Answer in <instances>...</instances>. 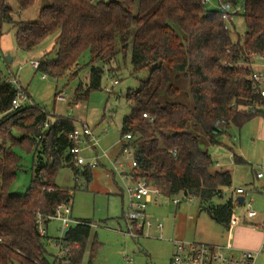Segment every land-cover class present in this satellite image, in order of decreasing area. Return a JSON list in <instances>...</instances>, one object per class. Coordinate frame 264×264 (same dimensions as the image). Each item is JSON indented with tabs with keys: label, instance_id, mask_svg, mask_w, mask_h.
Returning <instances> with one entry per match:
<instances>
[{
	"label": "trees",
	"instance_id": "obj_1",
	"mask_svg": "<svg viewBox=\"0 0 264 264\" xmlns=\"http://www.w3.org/2000/svg\"><path fill=\"white\" fill-rule=\"evenodd\" d=\"M17 1L21 8L34 2ZM237 1L223 0L233 7ZM48 2L36 21L27 22L15 21L0 0V34L3 24L10 25L18 49L24 52L55 34L51 50L55 58L48 59L46 53L36 68L54 78L77 75L78 60L88 52L87 82L76 86L75 100L100 88L103 65L114 59L118 39L120 51L124 55L129 51L133 73L149 70L138 89L126 92L131 112L120 128V138L130 135L126 146L136 162L133 181L143 178L166 198L196 199L200 211L227 229L239 206L229 193L232 178L226 170L211 171L213 160L202 145L216 144L225 128H240L262 113L264 98L249 76L254 59L264 56V0H243V13L235 15L243 18L246 31L236 40L224 29L221 14L207 10L201 0ZM7 77L0 74V264H47V237L38 234L36 219L41 217L46 226L56 206L70 202L68 191L55 185L56 174L66 166L89 180L91 171L75 167L69 154L72 121L57 118L43 128L46 113L23 106L24 90L16 89ZM185 87L191 108L175 101ZM15 98L19 107L11 104ZM33 133L39 141L32 139ZM19 146L33 150L31 181L24 196L8 190L19 168L12 149ZM234 160L242 162L235 156ZM89 234V225L69 227L62 242L67 255L59 262L80 264ZM93 254L91 248L89 256Z\"/></svg>",
	"mask_w": 264,
	"mask_h": 264
},
{
	"label": "rangeland",
	"instance_id": "obj_2",
	"mask_svg": "<svg viewBox=\"0 0 264 264\" xmlns=\"http://www.w3.org/2000/svg\"><path fill=\"white\" fill-rule=\"evenodd\" d=\"M4 2L11 9L15 21L20 19L27 22L36 21L39 10L49 4L48 0H34L29 7L21 8L17 0H4ZM242 2L243 0H238L236 5L240 15L243 13L240 7ZM207 10L216 11V8L207 7ZM228 31L232 40L243 36L246 31L243 18L239 15L233 16ZM54 38L55 34H49L33 50L24 52L17 47L14 30L10 25L3 24L0 34V74L2 77H7L10 73L18 80V87L24 90L22 105L45 112L48 118L45 122L63 117L70 119L74 126L85 123L93 131L97 142L95 148H85L89 147L88 144L84 141L80 142V147H83L81 156L84 159V165L80 169L88 167L91 178L87 180L81 173H75L73 169L65 166L58 170L54 179L56 186L67 190L70 194L68 205L71 209L70 218L92 223L80 264H169L175 252L174 241L202 244L228 242V230L200 211L198 201L191 197H179V203L175 205L172 203L173 198L152 196L145 213L151 221L161 224V228L157 229L153 226L144 229L143 234L138 238L123 234L125 225L122 216L127 208L124 186L127 183L122 184L118 175L112 178L110 175L112 167L101 153L105 151L108 156H115L122 119L131 112V105L125 102L126 92L129 89H138L139 82L146 80L149 70L133 73L129 51L127 50L124 55L120 51L121 45L117 39L115 42L117 53L114 59L109 66L103 65L100 88L89 92L86 98L75 100L76 86L80 82L82 84L87 82L88 52H84L79 58L80 69L71 79L65 76L54 78L44 75L29 64L32 60L39 61L48 52V59L55 58V53L51 52ZM6 56L11 57L10 63L6 61ZM251 68L253 69L251 72L258 71L264 76V56L254 59ZM43 75L44 79L41 78ZM260 88L264 90V83H261ZM186 91L187 87L181 91L175 101L191 108L192 101ZM55 95H59L64 101H56ZM259 110L264 113V108ZM262 113L240 128L233 125L225 128L224 133L217 136L216 144H204L203 140L201 141L213 160L211 171H228L232 178V187L239 186L245 189L244 200L252 204L251 209L243 204L234 210L233 215L240 220L244 216L246 222L232 231L231 244L233 243L234 247L237 244L239 228L246 229L252 240L254 233H259L260 238L264 234L261 229L252 227V224L264 221V178H255V174L258 173L264 176V114ZM30 135L32 139L39 141L38 137H33L34 133ZM15 137L18 135L15 134ZM21 147L12 149L19 158V168L16 170L15 180L8 189L10 193L18 196H24L30 184L33 157V150L28 151ZM96 153L98 161L94 160ZM234 156L240 158L242 162H235ZM121 165L123 170L129 171L127 161L121 162ZM223 200L217 201L216 204L223 203ZM248 210L256 212L257 217L252 220L247 219L245 215ZM71 225L73 223L69 224ZM60 227V223L56 220L47 224L45 240L47 264H53L58 254L53 239L60 237ZM262 238L261 242L264 241ZM93 243L95 244L92 247ZM91 248L94 249L92 257L89 256ZM231 256L236 260L239 258V251H233ZM255 264H264V252L257 256Z\"/></svg>",
	"mask_w": 264,
	"mask_h": 264
},
{
	"label": "built area",
	"instance_id": "obj_3",
	"mask_svg": "<svg viewBox=\"0 0 264 264\" xmlns=\"http://www.w3.org/2000/svg\"><path fill=\"white\" fill-rule=\"evenodd\" d=\"M201 3L208 8L215 7L216 11L221 14V18L224 21V29L228 30L232 17L238 12L236 6L233 7L227 5L223 2V0H201ZM29 64L32 68L36 69L39 62L32 60L29 62ZM41 78L44 79L45 76H42ZM5 80L10 82L16 89H20V87H18V80L10 75V73ZM249 80L252 82L253 88L258 89L260 97L264 98V90L260 88L261 83H264V76H262L260 72L255 71L250 74ZM113 83L115 84L116 81ZM55 100L61 102L64 101V99L59 95H56ZM11 104L13 107H19V98L12 100ZM257 109L259 108L254 109L253 112ZM142 117L148 118L146 114H143ZM47 125L48 122H45L43 123L42 127L46 128ZM68 139L72 142V146L68 151L73 157V163L75 167L81 168L84 165V159L81 156L83 147H80V142L84 141L88 144L89 147L85 148H95L94 146H97V142L93 136V131L87 124L81 123L79 126L73 127L72 131L68 135ZM129 139V134H126L119 139L118 143H123V146L119 149L120 159H110L109 163L112 167L113 173L118 175L122 184L124 182L127 183L126 186H124V195L127 208L123 212L122 216L125 225V231L123 234L131 238H138L143 234L144 229H149L152 226L161 228V224L151 221L145 213L147 204L151 203L152 201V196L160 195V193L157 189L150 186L143 178L133 181L132 168L136 167V162L132 149L126 146V142ZM101 155L108 159V155L105 151H102ZM94 160H98L97 153L95 154ZM124 161L129 163V171L123 170L121 162ZM256 177L261 178L264 176H262L261 173H258L256 174ZM243 193V188H238L235 190V194L237 195H242ZM172 203L177 205L179 203L178 197H174ZM243 204H246L247 208L251 209L250 202L246 203L243 201ZM68 205L69 204L56 206L54 214L49 217L50 221L56 220L61 225L60 237L53 239L54 245H56L58 249V254L53 264H68L66 262H59L60 259L66 258L67 255V250L63 248L62 242L68 225L73 222L75 224L91 226V224L82 221H73L70 218L71 209ZM245 216L246 218L254 217L255 212L248 210ZM238 223L239 219L232 215L227 228L228 242L225 244H202L190 241H174L175 252L169 264H254L257 256L264 252V243H262L261 246L255 250H238L239 258L236 260H234L233 256H231V253L234 251V249L232 248L231 243H229L230 235L233 228ZM36 225L38 234L41 237H46V226H44L41 217L36 219Z\"/></svg>",
	"mask_w": 264,
	"mask_h": 264
},
{
	"label": "crops",
	"instance_id": "obj_4",
	"mask_svg": "<svg viewBox=\"0 0 264 264\" xmlns=\"http://www.w3.org/2000/svg\"><path fill=\"white\" fill-rule=\"evenodd\" d=\"M253 65V64H252ZM252 65H251V67H252ZM252 69V68H251ZM253 70V69H252ZM119 142V141H118ZM120 143H118V150L116 151V154H115V156L113 157V155H111V156H108V159L107 158H105L106 159V162L110 165V163H109V160L111 159V160H116L117 158L118 159H120L119 157H120V152H119V149H120ZM117 159V160H118ZM96 161H98V160H96ZM99 163V162H98ZM104 168L106 167V166H104V165H102ZM111 166V165H110ZM112 171V170H111ZM110 174V173H109ZM110 175H112V178H114V173H113V171H112V174H110ZM255 176H256V174H255ZM256 179H262V178H264V177H261V178H257V177H255ZM238 188H242V187H232L231 186V189H230V194H231V196L235 199V197H245L246 196V191H245V189H244V193L242 194V195H237V194H235V190L236 189H238ZM245 201V200H244ZM250 202V201H249ZM250 204H251V202H250ZM251 206H252V204H251ZM257 217V213L255 212V216L254 217H251V218H247V219H250V220H252V219H255ZM73 221H80V220H76V219H74ZM49 223V222H48ZM47 223V224H48ZM71 223H73V222H71ZM91 223V222H90ZM246 222H245V217L243 216L242 217V219L240 220L239 219V223L234 227V228H238V225H240V224H245ZM47 224H46V229H47ZM76 224L75 223H73V225H71V226H69L68 225V227H67V229L69 228V227H72V226H75ZM91 226H92V223H91ZM91 226H90V231H91ZM153 227V226H152ZM151 227V228H152ZM252 227L254 228V229H261L262 231H264V221H262V222H260V223H254V224H252ZM259 227H261V228H259ZM157 228V227H156ZM155 228V229H156ZM233 228V229H234ZM236 228V229H237ZM150 229V228H149ZM158 229V228H157ZM235 229V230H236ZM233 231V230H232ZM252 232H253V230H251ZM255 231V230H254ZM254 233V232H253ZM232 234V233H231ZM254 240H252V238H251V235L249 234V232H247V230L246 229H244L243 227L242 228H239V230H238V235H237V244H236V247H240V248H242V249H248V250H255V249H257V248H259L260 246H261V244L262 243H264V241H262L261 242V238L262 237H264V234H262V237L260 238V234L258 233H254ZM260 235V236H259ZM250 237V239L248 238V237ZM230 243H231V240H232V235H230ZM262 240H264V238H262ZM231 246H232V248L234 249V251H238L239 249L238 248H236V247H234L233 246V243L231 244ZM256 261V260H255ZM254 264H255V262H254Z\"/></svg>",
	"mask_w": 264,
	"mask_h": 264
},
{
	"label": "water",
	"instance_id": "obj_5",
	"mask_svg": "<svg viewBox=\"0 0 264 264\" xmlns=\"http://www.w3.org/2000/svg\"><path fill=\"white\" fill-rule=\"evenodd\" d=\"M6 59H7V62L10 63L11 61V57L9 56H6ZM183 196H186V194L184 193ZM235 202L240 206V205H243V201H244V198L243 197H235Z\"/></svg>",
	"mask_w": 264,
	"mask_h": 264
}]
</instances>
